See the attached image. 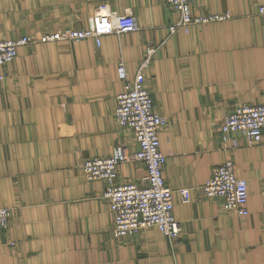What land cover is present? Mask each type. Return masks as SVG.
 <instances>
[{"label": "crops", "instance_id": "obj_1", "mask_svg": "<svg viewBox=\"0 0 264 264\" xmlns=\"http://www.w3.org/2000/svg\"><path fill=\"white\" fill-rule=\"evenodd\" d=\"M106 4L130 12L138 29L92 39L41 42L45 33L89 26ZM264 0H195L192 16L229 18L191 24L169 34L179 15L161 0H0V39L30 37L0 81V207L10 210L0 230V264H264V134L262 142L223 148L225 114L264 105ZM144 71L174 192L181 232L170 248L150 227L115 239L113 214L101 180L81 175L84 160L108 156L117 144L136 150L132 133L114 119L122 89L117 66L132 78ZM231 158L247 180L248 214L226 211L199 188ZM141 162L119 165L120 182H138ZM190 190L182 203L181 189Z\"/></svg>", "mask_w": 264, "mask_h": 264}, {"label": "built area", "instance_id": "obj_2", "mask_svg": "<svg viewBox=\"0 0 264 264\" xmlns=\"http://www.w3.org/2000/svg\"><path fill=\"white\" fill-rule=\"evenodd\" d=\"M194 1L161 0L179 15L178 20L169 25V34L180 28L186 30L191 24H204L229 18L228 14L192 16L191 7ZM257 11L264 16V6H260ZM137 29L135 18L130 12L117 14L108 5L101 4L87 28L45 33L39 40L67 42L92 39L99 46L101 38L105 35L126 34ZM31 42L33 40L28 36L10 40L0 39V81L5 77L6 65L16 58L18 47ZM156 49L153 47L147 49L146 57L132 78H128L122 62L117 66L122 89L116 95L113 116L120 127L132 133L137 149L129 150L126 145L117 144L108 156L84 160L81 175L87 181L104 182L102 197L113 214L110 232L115 239L155 227L168 246L174 248L181 227L173 215L174 192L163 177L166 158L159 149L158 139V132L166 125V120L154 110L144 78V71L148 68ZM220 131L223 148L230 152L238 146L235 134L241 135L248 146L261 143L264 134V105H243L233 108L223 117ZM130 161L141 162L145 174L138 182H120L118 167ZM179 195L182 203L190 201L189 189H181ZM199 196L202 199L221 200L223 208L228 212L239 216L248 214L247 180L236 176L231 158H227L212 169L210 178L199 188ZM9 218L10 210L0 207V230H6Z\"/></svg>", "mask_w": 264, "mask_h": 264}]
</instances>
